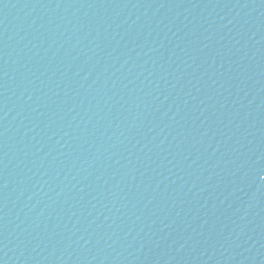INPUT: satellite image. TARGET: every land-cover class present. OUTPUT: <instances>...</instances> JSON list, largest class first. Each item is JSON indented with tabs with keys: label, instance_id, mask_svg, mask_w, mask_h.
Instances as JSON below:
<instances>
[{
	"label": "water",
	"instance_id": "water-1",
	"mask_svg": "<svg viewBox=\"0 0 264 264\" xmlns=\"http://www.w3.org/2000/svg\"><path fill=\"white\" fill-rule=\"evenodd\" d=\"M0 264H264V0H0Z\"/></svg>",
	"mask_w": 264,
	"mask_h": 264
}]
</instances>
